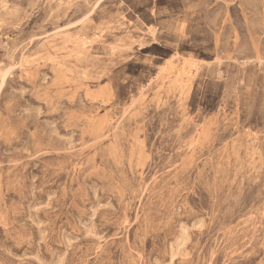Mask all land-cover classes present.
Returning <instances> with one entry per match:
<instances>
[{
    "label": "rangeland",
    "instance_id": "rangeland-1",
    "mask_svg": "<svg viewBox=\"0 0 264 264\" xmlns=\"http://www.w3.org/2000/svg\"><path fill=\"white\" fill-rule=\"evenodd\" d=\"M0 264H264V0H0Z\"/></svg>",
    "mask_w": 264,
    "mask_h": 264
}]
</instances>
